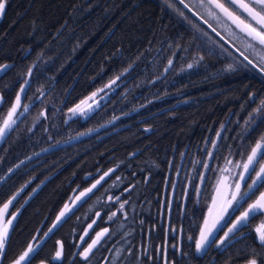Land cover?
Segmentation results:
<instances>
[{
  "label": "trees",
  "instance_id": "obj_1",
  "mask_svg": "<svg viewBox=\"0 0 264 264\" xmlns=\"http://www.w3.org/2000/svg\"><path fill=\"white\" fill-rule=\"evenodd\" d=\"M197 23L178 0H8L0 17V64L8 63L0 73V123L17 95L20 107H29L0 141V176L34 150L114 120L20 165L0 183V206L22 187L8 216L41 182L15 218L0 264L41 235L73 191L91 188L107 169L26 264H108L114 254L111 264H158L154 245L144 254L147 232L158 225L163 181L174 179L183 151L199 152L210 129L230 116L216 162L232 152L241 161L244 154H237L264 128L261 120L244 125L264 99V75ZM121 72L108 102L64 124L71 105ZM102 229L85 260L80 253ZM61 244L63 256L53 260ZM187 251L183 264L196 260Z\"/></svg>",
  "mask_w": 264,
  "mask_h": 264
},
{
  "label": "snow or ice",
  "instance_id": "obj_2",
  "mask_svg": "<svg viewBox=\"0 0 264 264\" xmlns=\"http://www.w3.org/2000/svg\"><path fill=\"white\" fill-rule=\"evenodd\" d=\"M178 2L193 16L202 20L203 23L211 28L213 32H216V29L212 27V24L209 23V20L206 19L205 16L210 17L212 20L219 23L222 28H226L228 31V36L232 39H239L245 49L255 57V59H249V57L246 56L244 52L240 50V48L233 44L232 46L240 54V56L243 57L244 61H247L245 66L250 65L253 68L258 69L260 73L264 74V0H191V2H186V0H178ZM7 3L8 0H0V17L3 16ZM180 15L184 16V12L181 11ZM217 35H219V33H217ZM232 39L229 40V43H232ZM169 64H171V61H169ZM4 67H7V65L0 66V69ZM188 67L191 68L192 65L189 64ZM229 70H231V66H229ZM118 78L119 77H117V79ZM27 83L28 81H25V84ZM23 91L24 88L21 87V92ZM93 96H95V93H93ZM20 100V95H17L16 102L8 113V118L3 120V124L0 126V139H2L6 132L12 128V125L15 124V120L12 117L14 114H17V109L20 107ZM77 108H79V106H77ZM70 111L75 113L76 109H70ZM261 112H264V99H261L259 106L254 109V113ZM252 119L253 116L250 115L249 120ZM262 158H264V136H262L260 141H258L251 149L250 154L247 156L246 162H244L242 165L237 164V167H242L243 169L239 176V180L244 181L246 178L245 174H248L247 178L251 179V184L247 185L249 190L254 188L258 182H264V164H260L259 170H256V165L259 162V159ZM253 172L255 173L254 178L252 177ZM107 175L108 173H105V176ZM103 179L104 177L102 176L101 180ZM98 184H100V180H97L96 184H93L91 188L81 192L80 195L76 197V199L79 200L81 197L86 196L87 193L96 188ZM228 187L234 188L235 191L231 193L230 199L227 200V206H231L232 202L236 201L238 197L242 199L244 196L248 195L247 192H240L241 184L239 182L229 185ZM217 191H219V189H217ZM14 199L15 196L5 203L3 208H0V256L3 255V250L7 242L8 226L12 223L11 219L8 220L7 223H4L3 217ZM109 199H111V197H109ZM117 199L119 198L117 197ZM216 204L217 201L213 199V206ZM227 206L222 208L221 214L212 219L211 223L209 219H205L204 228L200 230L199 239L195 241L196 253H203L208 245L216 243V241L211 239V237L213 236L214 231L217 230L220 220L223 219L222 212L227 210ZM121 208H123V204H121ZM68 211H70V209L68 208V205H65L64 210H62L60 215L57 216V221L59 222ZM212 211L213 209L210 208V216H212ZM257 213L264 214V192L260 193V196L248 206V209L243 212L232 224V227L224 233V237L219 240V245H225L226 241L228 240L229 233L234 232L239 225L249 218L250 215H255ZM113 215H115V213H113ZM14 218L15 217H13V219ZM109 219H111V217H109ZM55 226L56 225H53V227ZM89 227H91V225H89ZM51 231L52 229H49V232ZM256 231L257 242L261 247H264V230H262V228H257ZM104 232H107V229H105ZM102 235L103 233H97V238L93 240L92 243L88 245V247L82 253H80V255L83 256L85 260L88 259L89 253L98 243ZM34 252L35 249L29 245L27 251H25L17 260H15L13 264H21L22 261L26 260V258H29L30 261V254ZM256 255L257 254L253 252L252 258L248 260L247 264H258ZM62 256L63 245L61 244L60 248L55 252L52 259L60 260ZM262 256H264V254H262ZM41 264H44V262H41Z\"/></svg>",
  "mask_w": 264,
  "mask_h": 264
},
{
  "label": "flooded vegetation",
  "instance_id": "obj_3",
  "mask_svg": "<svg viewBox=\"0 0 264 264\" xmlns=\"http://www.w3.org/2000/svg\"><path fill=\"white\" fill-rule=\"evenodd\" d=\"M188 1L191 2V0ZM205 18L208 19L209 23L212 24V26H214L215 28H217L220 31V33H222V35L232 39L231 37L228 36V31L226 28H222L219 23L212 20L210 17L205 16ZM198 22L203 23V21L199 19ZM200 23L197 24L200 25ZM232 40L241 43L239 39H232ZM259 102L260 101H257L256 107L259 106ZM251 113L253 114V112ZM261 113L264 115V112ZM229 118L230 116L229 117L226 116L222 120V122L220 121L221 122V124L219 123L220 125L218 124L210 129L207 135L204 136L207 141L206 144L208 143L209 140L213 138V136L215 139H217L216 140V144H217V141L220 138V136L225 134L223 130L227 127ZM261 129L262 131L264 130L263 127ZM259 135L260 133L254 134L255 137H259ZM206 144L204 147L201 148L199 152H198V147L197 148L195 147L192 152L189 151V153H187V159H186L187 162L184 166V170H182V164H181L182 171L180 170L181 172L179 173V175L176 176L174 183L168 181L167 176L165 177L166 180L163 181V186H164L163 195L159 201V207H158V215H159L158 225H154L152 228L148 230L146 248H145L146 252H144V254L149 256V253L153 248L152 246L154 245L155 252H153V255L156 253V259H155L156 263H157V258L159 257L160 261L158 264H183L184 257L188 256V251L186 252V250L190 248L193 250L192 241L194 237L191 238L187 237V241H189L190 244L188 247H185V243L183 241L185 231H182L181 226L183 224L185 225L187 220L190 218H192L194 222L193 214L198 212L197 216L198 217L200 216V210H198L196 204L201 199V195H202L201 193L203 191L205 179L207 176L206 173L210 170L212 165L215 166V164H213L214 162L213 156H209L208 158L209 162L207 160V163L204 164L205 170L201 172V176H200V167L202 163L201 160L206 153L205 150L207 149ZM216 144L211 155L214 154ZM197 157H199L198 160ZM234 171L235 170H233L232 173H234ZM247 176L245 178V181L242 182L240 192L242 191H243L242 193L247 192L248 195L244 196L242 199L238 197L233 205L227 206L228 208L230 207L232 209L229 210L224 224L220 226V228L217 231V234L214 238L216 243L210 244L207 250L203 254L194 256L196 260L192 261V263L222 264L224 263V259L226 260L228 259L227 258L228 256H230L233 260L246 257L245 261H247L250 258H252V254H253L252 249H256L257 251L263 252L264 254V247H261L256 239L257 228H262V230H264V227H262L264 226V214L257 213L255 215H250L249 218L246 221H244L241 225H239L234 232L229 233L228 240L226 241L225 245L223 246L219 245V240L224 237V233L227 232L228 229L232 227V224L236 221V219L248 209L247 207V209H245L242 213L239 214V209L241 210V207L243 206L245 199L246 198L249 199L251 197L249 195L253 192L252 189L249 190L247 187L248 184H251V179H248ZM246 181L247 184L245 186ZM259 183L260 182H258V184ZM229 184L230 181H225L224 183H221L219 180H216L214 184L209 187V189H205V194L208 195V200L206 202H209V200H211L212 197H215V195L218 194H222V195L225 194V197L227 198L228 196L227 191ZM217 189H219V191H217ZM170 193L171 196L169 197ZM192 204L193 206H191ZM240 205L241 207L239 208ZM164 217H165V224L162 221V219L164 220ZM179 218H182V224L179 227L180 234L176 236L174 225H176V222ZM161 222H162V228H161ZM158 226H160V228ZM158 236H160V241H158L157 243ZM241 238H243L242 244L241 247H238ZM155 239L156 241H154ZM238 250H241L242 252L238 253L237 252ZM259 259L261 261H259ZM259 259L257 258L258 264H264V256H262Z\"/></svg>",
  "mask_w": 264,
  "mask_h": 264
},
{
  "label": "rangeland",
  "instance_id": "obj_4",
  "mask_svg": "<svg viewBox=\"0 0 264 264\" xmlns=\"http://www.w3.org/2000/svg\"><path fill=\"white\" fill-rule=\"evenodd\" d=\"M95 96H92V97H90V99H89V101L88 102H90L93 98H94ZM260 101V100H259ZM91 103V102H90ZM85 103V104H83L82 105V107L80 108V110H79V114H82V113H84L85 111H86V113L88 112V110H86L87 108V106H89V105H92V104H95L96 103V101L95 102H93V103ZM255 107H256V104H255ZM254 107V108H255ZM254 108H253V110H252V112H253V114H252V116H253V119H252V121H254V123L257 121V120H261V122H264V115L262 114V113H254ZM85 113V114H86ZM78 114V115H79ZM247 123L249 122V118L247 117ZM260 122V123H261ZM247 123L246 124H244V125H247ZM261 131H262V129L261 128H259L258 130H257V132H256V134H259L260 133V135H259V137H257L256 138V141H255V143H253L248 149L246 148L245 150H243L242 152H240L239 154H237V155H241V154H244V158L241 160V161H239V159L240 158H238L237 160H234V158L232 157V155H234V153L232 152V153H230V154H228V155H226V156H224L223 157V159H222V161L218 164V165H216L212 170H211V172L209 173V180L207 181V183L204 185V188H203V191H202V195H201V199H200V201L199 202H197V204H196V206H197V208H198V210H200V216L198 217L197 216V214H198V212L197 213H195V214H193V216H194V222H193V219L192 218H190V219H188L187 220V222H186V224L184 225H182L181 226V224H182V218H179L178 220H177V222H176V225H174V228H175V231H176V236L178 235V234H180V229H179V227L181 226L182 227V231H185V233H184V237H183V241H184V243H185V247H188L189 246V241H187V237H194L195 238V236H196V232H197V229H198V226H199V223H200V220H201V216H202V213H203V210H204V208L207 206V200H208V197H207V195L205 194V189H209V187H210V183H211V181H213V183H212V185L214 184V182H215V180L217 179V180H219V179H222L223 177H228L229 178V180H230V184L229 185H233V184H235V183H237V181H239V176H240V174H241V172L243 171V169H242V167H237V163L238 164H240V165H242L244 162H246V160H247V156L249 155L248 154V152L255 146V144L258 142V141H260V138L262 137V136H264V130L262 131L263 133H261ZM205 141H206V138H205ZM205 142H204V144H203V147L205 146ZM215 144H216V139L214 138V136H213V138L211 139V140H209L208 141V143L206 144V146H207V149H205L206 150V153H205V155H204V157H203V159L201 160V167H200V176H201V172L203 171V170H205V166H204V164L205 163H207V160H208V162H209V156H212L211 155V153H212V151H213V149H214V147H215ZM28 154H30V153H28ZM27 154V155H28ZM26 156V155H25ZM230 156V157H229ZM228 158V159H227ZM179 159H180V157L178 158V160H177V162H176V172H177V167L180 165V163H179ZM199 159V157L197 158V160ZM33 159H31V160H28L27 162H30V166H31V164H33ZM26 162V163H27ZM186 162H187V160H186V158H183V161H182V170H184V166H185V164H186ZM264 163V158H262V159H259V162L257 163V165H256V170L258 171L259 170V165L260 164H263ZM235 166H236V170H235ZM181 170V171H182ZM233 170H235L234 171V173H232L233 172ZM180 171V172H181ZM208 173V172H207ZM206 173V174H207ZM248 174H245V177L247 176ZM220 176H221V178H220ZM252 177L254 178L255 177V173L253 172L252 173ZM226 178L224 179L225 181H226ZM202 180V179H201ZM245 181V180H244ZM203 184V183H202ZM246 184H247V181L245 182V186H246ZM255 189H253L252 188V195L250 194L249 196H251L249 199H245V202H244V204H243V206L241 207V205L239 206V208L241 207V210L239 209V214L240 213H242L245 209H247V207L250 205V204H252L259 196H260V193H262V192H264V182H260L258 185H256L255 187H254ZM245 189V188H244ZM241 190V189H240ZM234 191V188H229L228 187V196L227 197H231V193ZM243 192V191H242ZM241 192V193H242ZM234 202L235 201H233L232 202V204L231 205H233L234 204ZM193 204H194V202H193ZM193 204L191 205V206H193ZM211 204H213V203H211ZM209 206V205H208ZM195 216H197V217H195ZM163 222H164V224H165V217H164V220H163ZM242 239L243 238H241V240L239 241V244H242ZM182 241V242H183ZM236 250V249H235ZM238 253H241L242 251L241 250H238L237 251ZM54 254H55V252H54ZM164 256V255H163ZM54 257V256H53ZM116 257H117V255L116 254H114L113 256H112V258L109 260L110 262L108 263V264H111V262H114L115 260H116ZM245 259H246V257H242V258H238V259H236V260H230V259H224V263H222V264H245L247 261H245ZM159 261H160V259H159V257L157 258V263H159ZM41 262L42 261H40V262H38V263H36V264H41ZM44 264H48L47 262L45 263L44 262Z\"/></svg>",
  "mask_w": 264,
  "mask_h": 264
},
{
  "label": "water",
  "instance_id": "obj_5",
  "mask_svg": "<svg viewBox=\"0 0 264 264\" xmlns=\"http://www.w3.org/2000/svg\"><path fill=\"white\" fill-rule=\"evenodd\" d=\"M231 46H232V44H230ZM233 47V46H232ZM234 48V47H233ZM235 49V48H234ZM168 66H169V62L165 65V68H164V71L163 72H165L167 69H168ZM3 70V68L2 69H0V71H2ZM109 82H111V81H109ZM8 118V117H7ZM6 118V119H7ZM92 130H89V131H87V132H84V133H81V134H79V135H77V136H74V137H71V138H69V139H66V140H62V141H59V142H57V143H54V144H51V145H49V146H46V147H44V148H41V149H38V150H36L35 152H33V153H30V154H28V155H26L25 157H23V158H21L20 160H18L16 163H14L5 173H4V175L2 176V177H0V182L5 178V177H7L16 167H18L20 164H22L23 162H25L26 160H29V159H31L32 157H34V156H36V155H39V154H42V153H45V152H47V151H50L51 149H53V148H57V147H59V146H62V145H65L66 143H69V142H71V141H74V140H76V139H78L79 137H81V136H83L84 134H87L88 132H91ZM11 170V171H10ZM33 193V191L32 192H30L26 197H25V199L22 201V203L19 205V207H18V209L15 211V213L14 214H12L9 218H8V220H12V223H13V221H14V219H13V217H16V215H17V213H18V210L21 208V206L29 199V197L31 196V194ZM79 195H77V196H75L74 198H73V200L71 201V202H69V203H67V201L59 208V210L57 211V213L55 214V216H54V218H53V220L51 221V223H50V225L48 226V228L44 231V233L41 235V237L36 241V243L33 245V248L36 250L40 245H41V243L52 233V231L59 225V223L61 222V221H63L64 220V218L66 217V216H68L71 212H72V210L78 205V203L80 202V200H81V198L79 199V200H77L76 199V197H78ZM65 205H68V208L70 209V211H68V212H66V214H65V216L64 217H62L61 218V220L58 222L57 221V216H59L60 215V212L62 211V210H64V207H65ZM211 216L209 215L206 219H209ZM7 220V221H8ZM211 220L212 219H209V221H210V223H211ZM7 223V222H6ZM11 223V224H12ZM53 225H56L55 227H53ZM9 226H11V225H9ZM49 229H52V231L51 232H49ZM45 234H47V235H45ZM33 254V253H32ZM32 254H30V256L32 255ZM0 258H1V256H0ZM28 259L29 258H26V260L25 261H22L21 262V264H25L27 261H28Z\"/></svg>",
  "mask_w": 264,
  "mask_h": 264
}]
</instances>
